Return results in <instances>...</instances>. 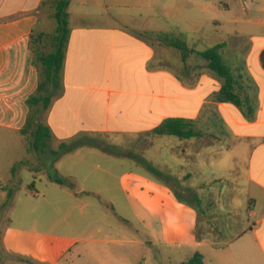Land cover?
Here are the masks:
<instances>
[{"label":"crops","instance_id":"obj_1","mask_svg":"<svg viewBox=\"0 0 264 264\" xmlns=\"http://www.w3.org/2000/svg\"><path fill=\"white\" fill-rule=\"evenodd\" d=\"M44 1L0 0V127L23 138L26 101L37 87L31 34ZM67 12L61 87L44 124L54 150L86 138L98 146L51 164L74 190L47 174L49 192L87 195L106 230L102 243L118 244L108 237L115 229L127 243L161 248L167 257L175 251L179 261L200 254L203 264H264V38L254 51L243 42L254 37L243 27L264 32V0H70ZM90 13L106 18L86 25ZM159 16L185 26L178 34L186 50L152 27ZM217 33L224 39L210 47L224 44L241 106L217 100L223 79L199 54L210 47L198 44ZM171 118L186 120L196 135L175 136L160 157L150 145L137 151L141 138L150 141ZM10 223L3 239L9 264H60L77 243L44 229L35 213Z\"/></svg>","mask_w":264,"mask_h":264},{"label":"rangeland","instance_id":"obj_2","mask_svg":"<svg viewBox=\"0 0 264 264\" xmlns=\"http://www.w3.org/2000/svg\"><path fill=\"white\" fill-rule=\"evenodd\" d=\"M153 1L163 3L177 0ZM212 1L217 6H220L222 0ZM224 1L239 2V0ZM54 11L55 8L51 0H48L47 4L40 10V20L36 35L42 34L40 42L37 43V49L43 53H48L53 48V36L57 27ZM90 14L89 18L84 20L86 25L94 22L100 24L101 20L106 16L99 13ZM152 27L154 29H162L165 32L168 31L171 34L168 39L179 42H181L182 38H180L178 32L185 29V26L179 24L175 19L164 18L163 16L154 17ZM243 28L247 31H252L254 34L252 39L243 41L247 49L250 51L256 50L262 43L264 32H261L260 36H255L254 28ZM223 39L222 34L217 33L209 40L199 43L198 48L207 49L212 44L220 43ZM154 41L156 42V39ZM184 41L192 43L190 37H187ZM45 112L46 109H41L38 113L37 120L39 122H45ZM30 115L31 111L27 108L25 123ZM176 141L177 138L175 136L162 137L153 135L150 141L141 138L137 142V151L141 152L143 148L150 145V151L160 157L163 154L160 151L164 145H175ZM31 142L32 138L29 135L23 138L14 130L0 127V260L2 261L0 264H9V260L5 256L6 250L3 239L5 232L11 225V220L22 212L35 213L40 220L39 225L43 226L44 229L54 227L56 229L55 232L63 240H66L68 236L77 241L73 252L66 254L65 259L60 264H188L189 260L179 261L180 254L175 251L170 254V257H167L164 254L168 253V251L161 248H148L144 244L138 243V241L127 243V238H123L122 234L115 229L108 233V237L117 240L118 244L109 245L102 243V238L106 236V230L105 228L102 230L103 223L97 217L95 209H91L87 195L75 194L72 195L71 199L54 198L53 194L48 190L50 187L48 188L46 183L43 182V180H46L47 174H49L44 164H51L49 160L52 157L38 154L33 150ZM20 162L24 165H20L15 175H12L11 167ZM23 167H28L31 171ZM32 180H35L34 191L29 189ZM9 191H14L12 200L9 199ZM86 235L92 238L85 240ZM134 235L137 239L142 237L140 233H135ZM53 256L54 254L49 255L50 258H53Z\"/></svg>","mask_w":264,"mask_h":264},{"label":"trees","instance_id":"obj_3","mask_svg":"<svg viewBox=\"0 0 264 264\" xmlns=\"http://www.w3.org/2000/svg\"><path fill=\"white\" fill-rule=\"evenodd\" d=\"M47 2L48 0L44 1L42 6H45ZM51 2L55 8L54 18L57 23L55 35L53 36V48L48 53H43L37 49V43L40 42L42 34L37 36L36 30L38 26L35 27L31 34L30 49L33 55V65L37 72V87L34 93L31 94L26 101L27 107L29 108V111H31V115L27 119V122L20 128V133L23 136L29 135L32 138L31 146L33 150L40 155L52 157L51 164H53L62 155L72 152L81 146H98V143L95 140L86 138L78 140L72 144L62 143L58 149L54 150L50 147L52 137L50 128L37 120L38 113L41 109H47L51 97L61 87V73L65 58V45L67 42V36L70 32L67 12L70 0H51ZM164 35L165 34H163V37H165ZM159 37H162V35L159 34ZM171 43L176 48L183 51L186 50L185 45L177 40H171ZM223 46V43L217 44L199 54L207 61L209 69L223 79V86L221 91L217 94V100L232 102L235 105L241 106L242 100L239 94L235 91L238 80L235 77L231 66L227 63L221 53ZM260 62L264 69V51L260 55ZM248 108L253 112L251 106H248ZM153 133L159 136L169 135L180 138H190L196 135V132L192 130L186 120L175 118L163 121L159 126L154 128ZM140 163L145 164L142 159H140ZM51 164H44L46 171L49 172V179L52 182L74 190V185L59 176V174L52 169ZM20 165L22 166L24 164L20 162L19 164L13 165L11 168L12 175H15L16 170ZM34 187L35 182L33 181L29 185L30 191H33ZM13 194L14 191H9V199L12 200L14 197ZM188 264H203V258L200 254H196L189 260Z\"/></svg>","mask_w":264,"mask_h":264}]
</instances>
